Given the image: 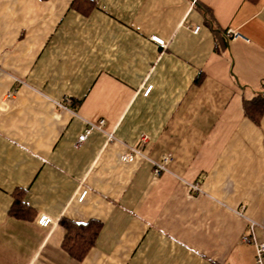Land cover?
Wrapping results in <instances>:
<instances>
[{"label":"crops","instance_id":"obj_1","mask_svg":"<svg viewBox=\"0 0 264 264\" xmlns=\"http://www.w3.org/2000/svg\"><path fill=\"white\" fill-rule=\"evenodd\" d=\"M88 2L0 0V264H257L264 0ZM62 220L102 224L83 259Z\"/></svg>","mask_w":264,"mask_h":264},{"label":"trees","instance_id":"obj_2","mask_svg":"<svg viewBox=\"0 0 264 264\" xmlns=\"http://www.w3.org/2000/svg\"><path fill=\"white\" fill-rule=\"evenodd\" d=\"M79 2H83L84 5L89 3L88 0H79ZM244 110L248 117L257 122L264 114V92L256 95L251 100H245ZM27 210L28 206L16 198L12 210L14 216L18 218L25 217ZM61 224L67 230L65 248L72 256L75 255L78 257L77 259H83L88 250L94 246L102 224L96 221H90L86 224H75L68 220H62Z\"/></svg>","mask_w":264,"mask_h":264},{"label":"built area","instance_id":"obj_3","mask_svg":"<svg viewBox=\"0 0 264 264\" xmlns=\"http://www.w3.org/2000/svg\"><path fill=\"white\" fill-rule=\"evenodd\" d=\"M200 30V27L195 28L194 33H198ZM225 36L230 39V40H236V39H242L243 36L236 30L234 29H229L225 32ZM152 41L156 42L158 45L166 47V42L157 37V36H153ZM152 90V86H149L145 89L144 91V95L148 96L149 93ZM106 123L104 120H100L99 122L96 123H92L90 124L89 128L86 130V132L84 134H82L79 139H78V146H80L88 137V135L94 130V129H98V130H103L105 127ZM116 138L114 135L112 134H108V141L112 142L115 141ZM147 142V137L146 136H142L140 143L141 145H145ZM136 156H143L141 150L139 149V147H132L129 146L128 150L126 153L123 154L122 156V161L126 162V163H131L134 161ZM170 161V155L165 156L162 160V162L160 163H154V168H153V172L155 174V176H160L162 173H164L166 171V164ZM192 191L195 193L200 192V188L197 184H194L193 186H191ZM87 194V191H83L80 193L79 195V200L82 201L85 196ZM38 224L42 227H49L50 225L54 224V220L52 218H50L49 216L43 215L39 218L38 220ZM254 224H251L250 228H251V235L249 236H244L242 238V241L244 243H250L252 241L255 242V247H256V262L257 264H264V242H256L255 241V236L253 235L254 233Z\"/></svg>","mask_w":264,"mask_h":264}]
</instances>
